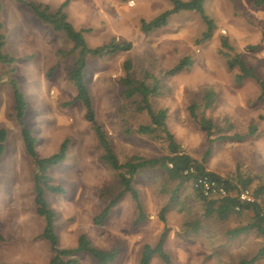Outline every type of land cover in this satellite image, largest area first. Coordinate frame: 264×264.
Instances as JSON below:
<instances>
[{"label":"rangeland","instance_id":"1","mask_svg":"<svg viewBox=\"0 0 264 264\" xmlns=\"http://www.w3.org/2000/svg\"><path fill=\"white\" fill-rule=\"evenodd\" d=\"M25 1L54 9L63 0H0L4 36L0 53L12 58V62L0 60V128L6 130L0 157V264H48L52 254L48 242L39 237L44 222L33 204V166L14 117L10 79L25 96L23 123L36 138L37 156H48L68 139L65 160L47 171L51 183L63 188L62 193H45L55 213L58 247H75L78 235L84 233L93 246L116 249L110 264H138L143 247L153 246L166 226L164 250L170 264H237L251 258L264 239L252 231L228 237L227 230L245 223L243 216L226 221L214 216L204 219L190 182L176 189L162 221L158 213L174 184L159 170L145 169L133 177L142 218L136 219L138 210L125 193L102 224L93 223V216L119 190L116 174L100 159L95 134L83 118L80 102L74 100L75 90L67 79L74 53L63 54L71 49V42L40 22ZM169 7L167 0H71L65 8L73 27L85 30L90 47L112 38L132 43L128 51L87 57L84 79L97 121L108 133L120 162L132 155L164 153L161 141L134 132L147 118L134 113L121 94L118 79L124 59L129 58L133 75L142 77L148 72L160 80L161 92L152 99L153 106L167 109V127L184 152L200 159L209 146L207 170L222 178L238 172L250 175L251 188L258 181L264 183V97L257 100L259 88L252 79L234 82L237 69L228 70L220 54L239 53L264 80V0H204L205 14L214 23L205 41L196 42L205 24L193 11L171 15L164 27L140 31L141 19L149 20ZM223 37L231 51L222 47ZM186 55L192 59L189 68L162 76ZM205 87L216 93L214 105L205 111L219 128L210 143L187 111L191 103L199 102ZM250 125L254 131L249 134ZM234 133L245 137L241 142L217 137ZM78 259V264H95L88 254ZM149 264L165 263L153 255ZM254 264H264V254Z\"/></svg>","mask_w":264,"mask_h":264},{"label":"trees","instance_id":"2","mask_svg":"<svg viewBox=\"0 0 264 264\" xmlns=\"http://www.w3.org/2000/svg\"><path fill=\"white\" fill-rule=\"evenodd\" d=\"M70 1L71 0H63L59 6L54 9L43 3H35L32 1H25L24 3L40 22L49 25L56 32L63 33L71 42V49L63 54L67 55L74 53V60L67 72V79L75 90L74 100L80 102L83 108V118L89 123L91 130L95 134L98 146L101 149L99 155L100 159L116 174L119 190L112 196L100 212L93 216V223L95 225L102 224L104 219L109 215L111 209L117 205L125 193L130 195L138 210V217L136 219L142 218L143 209L139 201V193L132 182L133 177L145 169L159 170L162 172L165 180L174 184L167 203L161 207L158 213L162 221L165 220L164 213L174 199L176 189L180 185L190 182L192 186V195L199 204L204 219L214 216L219 221H226L234 216H243L245 218V223L227 230L226 234L228 237L232 238L239 234L252 231L264 239V217L260 214L261 205L259 203L240 204L237 199V193L245 188H249L254 194L264 193V183L258 181L251 188L250 186H252L253 179L250 175L242 176L238 172L234 177L222 178L207 170L205 167V159L210 153L209 146L200 159L193 158L184 152L180 144L176 141L173 133L167 127V109L155 108L153 106L152 99L161 92L160 80L148 72L144 73L142 77L133 75V66L129 58L124 59L122 63L123 74L118 79L119 85L122 87L121 94L125 100L129 101L134 113L144 114L147 118L145 123H139L134 128V132L149 139L161 141L164 145V153L154 157L132 155L124 162L119 161L114 152L108 133L95 117L91 95L84 79V70L88 56L101 58L106 55L128 51L132 48V43L128 40L118 41L112 38L105 44L90 47L84 37L85 30L74 28L67 19L65 8ZM167 1L170 2V7L168 9L160 12L149 20H140L139 29L141 32L148 33L164 27L168 22V18L173 14L182 11H193L199 15L200 19L205 24V30L201 33V37L198 38L196 42L205 41L211 36L214 23L212 19L205 14L203 7L204 0ZM3 43L4 36L0 33V48ZM222 47L231 51V47L224 37L222 38ZM220 54L224 57L228 70L237 69V72L234 74V82L252 79L259 88L257 100L262 99L264 97V80L255 73L254 68L246 64L239 53L229 55L225 51H220ZM0 60L12 62L11 57L2 53H0ZM191 64L192 59L190 56H183L178 59L172 67L164 70L162 76H174L189 68ZM9 82L12 89L14 117L19 126L25 152L31 158L33 166V204L36 214L42 217L44 222L39 237L48 242L52 251L48 264H78V255L80 254H88L94 259L95 264H110L116 256V249L103 250L97 248L91 244V241L84 233L78 235L75 247L63 248L57 246L58 239L54 231L55 213L50 208L45 198V193H62L63 188L51 183V178L47 174V171L65 160L68 150V139H63L57 150L48 156H37L35 150L36 138L33 136L32 131L23 123V117L25 116L27 108L25 96L14 79H10ZM215 100V91L205 87L201 91L199 102H193L187 108L189 116L196 122L199 129L204 131L209 137V143L211 142V136L214 132H219V128L212 119L205 114V111L212 108ZM253 131V125H250L248 133H253ZM217 137L228 141L241 142L245 135L234 133L232 135H219ZM5 140L6 130L1 127L0 157L4 151ZM189 168H193L194 172L184 174V171ZM200 175H207L223 184L228 194L222 197L203 196L200 190L193 185L194 179ZM237 204L240 205V210L238 211L234 209ZM197 228L198 227H195L194 230ZM167 231L168 228L165 226L153 246L145 245L143 247L138 264H149L153 255H157L165 264H170L169 256L164 250ZM263 254L264 244L258 248L257 252L251 258L241 259L237 264H254L256 259L263 256Z\"/></svg>","mask_w":264,"mask_h":264},{"label":"built area","instance_id":"3","mask_svg":"<svg viewBox=\"0 0 264 264\" xmlns=\"http://www.w3.org/2000/svg\"><path fill=\"white\" fill-rule=\"evenodd\" d=\"M193 172L194 169L189 168L184 171V174ZM193 185L197 187L205 197H222L228 194L223 184L207 175L196 177ZM237 199L240 204L259 203L261 205L260 214L264 217V193L254 194L249 188H245L237 193ZM234 209L236 211L240 210V205L237 204Z\"/></svg>","mask_w":264,"mask_h":264}]
</instances>
